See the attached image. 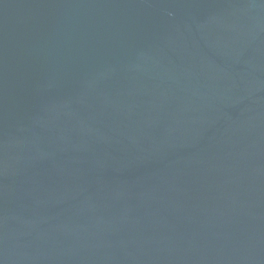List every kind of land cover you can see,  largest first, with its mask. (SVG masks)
<instances>
[{
  "label": "water",
  "instance_id": "water-1",
  "mask_svg": "<svg viewBox=\"0 0 264 264\" xmlns=\"http://www.w3.org/2000/svg\"><path fill=\"white\" fill-rule=\"evenodd\" d=\"M0 264H264V0H0Z\"/></svg>",
  "mask_w": 264,
  "mask_h": 264
}]
</instances>
